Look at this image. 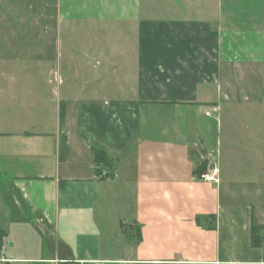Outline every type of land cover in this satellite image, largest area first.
<instances>
[{
    "label": "crops",
    "instance_id": "0c3cea01",
    "mask_svg": "<svg viewBox=\"0 0 264 264\" xmlns=\"http://www.w3.org/2000/svg\"><path fill=\"white\" fill-rule=\"evenodd\" d=\"M18 1L54 10L44 39L57 54L48 40L29 57L0 50V79L44 80L9 91V104L29 96L23 109L31 101L40 113L0 133V203L15 208L5 217L54 225L59 262H92L85 241L101 220L120 240V264H264V242L251 244L255 205L223 200L217 135L224 101L229 118L264 125L253 79L264 77V24L237 25L239 0H183L184 16L182 0ZM203 161L218 182L194 174ZM103 167L113 175L97 177ZM247 189L264 200V184ZM258 224L264 233V208Z\"/></svg>",
    "mask_w": 264,
    "mask_h": 264
},
{
    "label": "rangeland",
    "instance_id": "374dc122",
    "mask_svg": "<svg viewBox=\"0 0 264 264\" xmlns=\"http://www.w3.org/2000/svg\"><path fill=\"white\" fill-rule=\"evenodd\" d=\"M224 6H227V1H225ZM233 6L237 7V25L244 23L248 26L264 24V0H239ZM178 7L182 15L185 2L183 0L179 2ZM50 15H54L53 9L47 10V14H44L43 8L34 2L0 0V26L9 28L0 31L1 52L8 57L38 55L40 49L45 48L43 45L42 47L39 46V43L42 42L43 44L48 40L46 52L50 57H55L57 54L55 38L50 36L44 39L45 24L55 22L54 17ZM59 53L66 57L67 44ZM8 75L9 73H5L0 79V120H3L2 125L0 124V133L9 129L21 130L25 127V118H37L40 113V110L36 109V105H33L31 101L27 104L31 110L23 109V99L27 101L30 99L29 96L24 98L19 95V99L10 101L13 109L10 108L11 104L7 100L10 98L9 91L11 89L12 92L22 90V84L30 87L26 82H32L31 87H39L44 80L9 78ZM55 78L53 76L51 84H45L47 89L54 88L55 85L58 86V79ZM253 79L254 83L258 85L259 93H263L264 77L255 76ZM223 103V118L220 119L217 133L218 166L221 171L220 179L222 182L220 185L224 195L223 200L227 202L230 193L236 201L252 202L256 207L255 224H258L261 219V211L264 208L263 192H253L252 195L247 194L246 196L242 193L247 188L250 192L249 188H253L256 184L261 187L264 184V125L247 127L244 117L229 118L232 102L224 101ZM2 104H4L3 109L1 108ZM18 107L21 109H16ZM10 118L18 119V126L7 124ZM28 127L33 129L35 126ZM34 129L40 128L36 126ZM6 140V137H0L1 143L6 142ZM2 185L4 184H0V192ZM232 190H235L234 194ZM7 201L0 203V240L3 243L0 264H75L72 261L52 260L66 256L63 236H59L54 225L26 219L12 220L15 216H11V219L5 217V215L10 214V210H15L11 204L8 205ZM23 216L28 218L27 214H23ZM18 218L23 217L18 215ZM105 224L101 220H97V225L100 228L98 237L96 239L91 238L92 241L87 239L85 241L86 243L91 242V257L94 259L87 264H120L113 260L120 257L118 249L120 240L117 239L115 232L104 229Z\"/></svg>",
    "mask_w": 264,
    "mask_h": 264
},
{
    "label": "trees",
    "instance_id": "16d2710c",
    "mask_svg": "<svg viewBox=\"0 0 264 264\" xmlns=\"http://www.w3.org/2000/svg\"><path fill=\"white\" fill-rule=\"evenodd\" d=\"M97 160L100 162L101 160L98 158ZM107 163L109 162V159L106 158ZM208 167V161H203L200 163L194 170L195 175H200L203 173L206 168ZM199 220V219H198ZM264 242V233H263V226L259 224L252 223L251 227V244L253 247H261ZM3 243L0 240V253L2 252Z\"/></svg>",
    "mask_w": 264,
    "mask_h": 264
},
{
    "label": "built area",
    "instance_id": "2783aa9c",
    "mask_svg": "<svg viewBox=\"0 0 264 264\" xmlns=\"http://www.w3.org/2000/svg\"><path fill=\"white\" fill-rule=\"evenodd\" d=\"M112 175H113V172L109 170L108 167H103L99 170L97 177L105 178V177H110ZM218 175H219V170L216 164L212 163V164H208V167L206 168V170L203 173H201L198 176V178L200 180L218 182ZM79 264H86V263L84 261H81Z\"/></svg>",
    "mask_w": 264,
    "mask_h": 264
}]
</instances>
